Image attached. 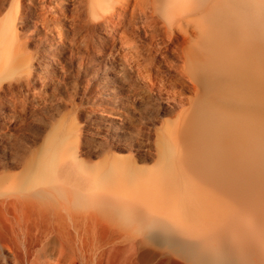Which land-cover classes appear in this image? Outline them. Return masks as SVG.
I'll return each instance as SVG.
<instances>
[{
  "label": "bare ground",
  "instance_id": "6f19581e",
  "mask_svg": "<svg viewBox=\"0 0 264 264\" xmlns=\"http://www.w3.org/2000/svg\"><path fill=\"white\" fill-rule=\"evenodd\" d=\"M41 1L58 24L64 1ZM76 2V45L119 42L169 111L132 119L106 80L95 161L82 127L0 128V264H264V0Z\"/></svg>",
  "mask_w": 264,
  "mask_h": 264
},
{
  "label": "rangeland",
  "instance_id": "374dc122",
  "mask_svg": "<svg viewBox=\"0 0 264 264\" xmlns=\"http://www.w3.org/2000/svg\"><path fill=\"white\" fill-rule=\"evenodd\" d=\"M63 1L67 7L58 13L59 23L45 25L41 17L46 10L41 0H0V128L29 134L50 131L61 123L82 127L89 139L85 151H91V161H95L91 118L108 115L106 95L110 89L106 80L115 84L117 101L132 119L155 117L160 107L169 109L164 96L124 59L119 42L95 32L99 50L76 45L75 39L81 36H88L91 43V21L76 0ZM14 18L17 23L11 29ZM141 34L144 42L151 41L144 32ZM101 39L106 42L99 45ZM166 44L155 42L152 54L157 68L169 77L174 73L163 54L173 53L166 51ZM149 127L141 128L146 138Z\"/></svg>",
  "mask_w": 264,
  "mask_h": 264
}]
</instances>
